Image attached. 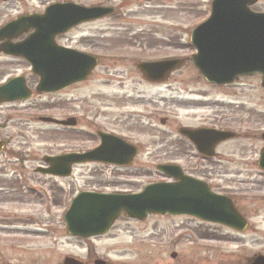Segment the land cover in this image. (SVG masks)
Returning <instances> with one entry per match:
<instances>
[{
	"label": "rangeland",
	"instance_id": "1",
	"mask_svg": "<svg viewBox=\"0 0 264 264\" xmlns=\"http://www.w3.org/2000/svg\"><path fill=\"white\" fill-rule=\"evenodd\" d=\"M3 1L0 23L21 14L40 12L47 6L44 3L54 0ZM75 1L95 5L100 0ZM211 2L163 0L148 8H135L137 12L130 6L123 10L131 11L128 14L116 12L57 37L59 44L94 55L99 63L86 82L55 94L36 93L38 78L25 61L0 57V62L6 61L0 84L22 74L33 91L31 99L22 104L27 110L10 123V128L0 131V138L15 136L16 130L25 126L26 140H18L13 147L27 156L28 178L34 184L57 185L59 191L54 189L53 194L61 202L54 212L47 208L43 211L41 200L31 204L34 210L23 214L28 216L27 224L24 221L26 228L15 231L20 235L0 231V264H64L66 258L88 264L96 260L106 264H231L235 259L232 255L264 253V192L261 190L264 177L252 165L260 141L246 136L264 127V90L260 77L216 87L205 81L191 61L185 60L168 81L150 86L136 69L143 61L188 59L193 55L191 31L209 17ZM253 10L264 12V0H259ZM4 109L0 107V122L4 121ZM57 115L60 119L67 116L78 119L73 135L70 131L55 132L52 126L35 120L39 116ZM227 125L241 137L216 150L223 161L201 162L194 157L186 168L190 175L205 177L215 188L219 187L218 192L234 194L235 204L249 222L244 232L190 217L152 216L144 222L121 217L108 235L88 241L69 236L64 215L78 193L139 192L151 183L166 181L157 165L171 155L170 146L183 148L187 153L183 144H171L169 136L176 141L181 139L178 133L181 128ZM98 131L131 138L141 150L137 164L123 170L100 164L77 166L72 176L55 182L34 176L39 158L89 150L100 143ZM191 157L189 151L185 159ZM12 164L4 155L0 156V173ZM173 253L179 256L176 260L170 256Z\"/></svg>",
	"mask_w": 264,
	"mask_h": 264
},
{
	"label": "water",
	"instance_id": "2",
	"mask_svg": "<svg viewBox=\"0 0 264 264\" xmlns=\"http://www.w3.org/2000/svg\"><path fill=\"white\" fill-rule=\"evenodd\" d=\"M258 0H213L210 17L191 33V44L197 53L190 57L205 80L214 85H230L242 77L261 76L264 89V13L252 11ZM114 12L112 8H86L73 3L54 4L44 15L22 16L0 31V52L24 58L32 72L40 78L39 94L62 90L86 80L97 66L98 59L77 50L62 47L56 37L88 22L99 20ZM34 30L24 41L12 43ZM182 60L142 63L139 70L148 80L160 82L182 65ZM30 90L24 78L14 79L0 87V102L26 100ZM46 122L74 126L75 119ZM164 124L165 121H162ZM201 154L213 157L215 147L236 135L214 129H182ZM102 144L82 154L46 157L50 166L45 174L68 177L73 165L104 163L129 166L137 148L116 137L99 134ZM259 167L264 169V158ZM158 170L177 180L157 183L137 194L80 193L65 215L70 236L92 238L106 235L123 213L126 218L144 221L149 215H189L201 220L245 231L247 221L232 200L214 193L205 183L186 176L178 166L162 165ZM64 264H80L67 258ZM96 264H105L96 261ZM255 264H264L260 257Z\"/></svg>",
	"mask_w": 264,
	"mask_h": 264
},
{
	"label": "flooded vegetation",
	"instance_id": "3",
	"mask_svg": "<svg viewBox=\"0 0 264 264\" xmlns=\"http://www.w3.org/2000/svg\"><path fill=\"white\" fill-rule=\"evenodd\" d=\"M1 2H2V5H4V1L1 0L0 1V7L2 6ZM68 2H76V1L75 0H54L52 2L51 1L46 2L44 4H47V6L44 7L42 11L30 13V14H28V13L21 14L15 18H12V19L10 18L8 21H12L13 19H18L19 17H22V16L43 15L46 8L49 5H52L54 3H68ZM157 2L160 3V2H163V0H100L95 5L114 7V10H115L114 14L116 12L119 14H128L131 11L123 12V10L124 9L126 10L130 6H133V9H132V10H134L133 12H137V10L141 9L142 7L148 8V6L149 7L154 6ZM76 3L82 4V3H80V1L76 2ZM135 8H137V10H135ZM2 23H0V29L4 25L5 21ZM4 42H6V40L1 41L0 45ZM0 57L3 58L4 60H10V59L16 58V57L14 58L13 56L5 55L4 53H0ZM139 64L140 63L137 64L136 69L141 74L139 67H138ZM5 66H6V61H1L0 62V73L4 72ZM142 77H143V75H142ZM16 78L26 79V77L21 74L18 76L11 77L8 80H5L3 83L6 84L10 80H13ZM143 79L150 86H157L158 84L164 83V82L157 83V82L148 80L145 77H143ZM169 79L170 78H168L166 81H168ZM26 82H27V79H26ZM3 83H1L0 85H2ZM79 84H81V83H79ZM32 96H33V93H32ZM27 101L28 100H22V99L20 100L19 99V100H15V101H2V102H0L1 109L3 107L5 109H7V111H5V109L2 110V112L5 116H4V121L2 120V122H0V131H3V130L10 128V123L11 122L14 123L16 121V119L19 118V114H21L27 110V108H24V106L22 105ZM59 117H60V115L59 116L57 115L54 118L57 120H61V119H59ZM69 118L75 119L76 124L74 127H62L60 125H55V124H51V123H47V125L52 126L54 128L52 130L55 132H61V130H64L63 132L70 131L69 133H72V135H73L76 127L79 125V122H78V119L76 117H72V116L65 117V119H69ZM40 119H42V118L39 116L35 120L39 121L42 124H46V123H43ZM24 127L25 126L22 125L21 126L22 130H16V133L14 134L15 136L9 135V136H6V138H0V156L4 155L8 160L13 162L10 169L4 171L3 174L0 173V231H7V232L11 233L12 235L14 234L15 236H17L19 234L18 232H15V231H19L20 230L19 228H26L24 221H26V224H27L28 216H23V214L28 213L30 210H34V208H30L31 204H35L37 201L41 200L42 203L40 204V207L42 208L43 211L45 210V208H47L49 212H54L53 210L58 208L60 206V203H61L59 196L57 195L55 197L53 194L54 189L59 191V187L57 185L51 184L48 182L45 185H40L37 182L34 184V180H30V178H28L29 177L28 171H27L28 166L26 165V162L28 161L27 156H25L20 149L15 150L13 147L18 140H20V139L26 140V135L23 131ZM208 128H214V129H218V130H224V131H228V132L232 131L233 132V130H231L232 128L229 125H227L226 127H216V128L215 127H208ZM180 131H181V129L178 132L179 134H180ZM253 132H255V133H252V132L249 134L247 133L246 136L248 139L255 138V139L259 140L260 146L257 149L256 155H255V162H253L252 165L257 167V169L260 171V173L264 177V169L259 168V160L262 156L264 158V127L255 129ZM100 133H105L106 135L112 134V133L105 132V131L104 132L98 131L96 136L99 139V142H100V137H99ZM172 134L174 135V132ZM112 135H115V134H112ZM180 136H181V139H178L176 141L173 139L172 136H169L170 137L169 141L171 144H173V143L177 144V142L183 144L187 153L184 151L183 148L176 149L174 146H170V149H172L173 151H172L171 155L169 154L170 156L166 159V161L161 163V164H166V163H168V164H182L184 162L185 164H182V165H185L184 172L186 174L190 175L189 172L187 171L188 168H186V165L191 164L192 159L194 157L196 158V160H200L201 162H210V163L219 162V163H221L223 161V159H222L221 155H219L216 152V150L221 145H224L227 142H231L233 140L240 138L241 134H239V136H237V138L229 139V140H226V141L218 144L214 150L215 153H214L213 158H207V157L203 156L202 154H199L196 151L194 145L190 141H188V139L186 137L182 136L181 134H180ZM120 138H122L124 141H126L128 143L135 145L134 142L130 141V140H132L131 138H128V139L125 137H120ZM99 144L100 143H98L96 146H94L93 148H91L89 150H93V149L97 148L99 146ZM89 150H86V151H89ZM86 151H79V152L78 151H72V152L69 151V152H65L62 154L83 153ZM140 151L141 150L139 149V146H138V154ZM189 151L193 154V157H191L188 160V159H185V157H187ZM62 154H48V155H44L41 158H39L38 159L39 165L34 170L35 171L34 176L36 177V175H37V176L47 177L52 181H54L56 179H60L58 177H55V176H52L49 174H45L42 171L49 169L48 165L45 163L46 157H57V156H60ZM175 155L182 157V159L177 158ZM32 160H34V159H32ZM137 160H138V157L134 158L133 165L137 164L136 163ZM201 168H203V166H201ZM197 178L205 181L212 188V190L214 192H216L220 195L234 196L233 193H232V195H230V194L227 195V194L218 192L216 190V188L218 189L219 187L215 188L212 184H210L207 181V179L205 177H197ZM46 186H48V188H45ZM261 186H262L261 190H263V192H264V182L262 183ZM48 190L51 192V195L49 197L47 196V192L50 193ZM28 197H31V199L28 200L27 202H25ZM43 199H44V202H43ZM19 204H23V205L18 206ZM246 221H248V220H246ZM247 223L249 225V222H247ZM14 228H16V229L13 230ZM83 241H88V240H83ZM170 256L173 260H176L179 257L177 253L171 254ZM232 257H234L235 259L231 260V264H255L257 259H259L260 257L264 258V253H257V254L255 253V254L244 255V256L232 255ZM233 260H234V262H233ZM88 261H90V260H88ZM83 264H88V263H83Z\"/></svg>",
	"mask_w": 264,
	"mask_h": 264
}]
</instances>
